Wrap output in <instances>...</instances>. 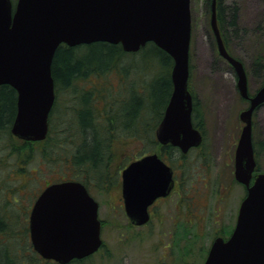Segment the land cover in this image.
Here are the masks:
<instances>
[{
	"label": "water",
	"instance_id": "95a60500",
	"mask_svg": "<svg viewBox=\"0 0 264 264\" xmlns=\"http://www.w3.org/2000/svg\"><path fill=\"white\" fill-rule=\"evenodd\" d=\"M191 0H0V86L18 93L12 134L25 141H43L55 102L53 60L61 45H121L136 53L154 43L173 59V91L156 137L162 146L187 153L203 142L192 121L189 90L192 37ZM211 28L217 50L234 69L237 88L249 107L235 151V179L247 188L229 239L216 238L204 264H264V174L253 173V115L264 104V85L249 94L243 63L230 55L218 25L217 0L211 3ZM173 172L158 156L147 155L123 171V199L133 226L150 221L149 206L168 196ZM34 251L46 260L69 264L97 253L103 246L99 204L80 182L48 186L30 214Z\"/></svg>",
	"mask_w": 264,
	"mask_h": 264
},
{
	"label": "rangeland",
	"instance_id": "374dc122",
	"mask_svg": "<svg viewBox=\"0 0 264 264\" xmlns=\"http://www.w3.org/2000/svg\"><path fill=\"white\" fill-rule=\"evenodd\" d=\"M223 1L230 8H239L237 30L232 31L229 27L231 51L248 60L258 40L264 39V0ZM205 3L206 0H191L190 86L198 99L200 121L204 123L206 136L201 149L186 157L190 169L194 165V188L189 191L188 186L185 192L174 194L171 200L162 203L160 214L153 216L152 224L139 228L131 226L119 198L121 179L116 176L132 161L158 152L159 147H152L151 140L143 132L139 136L131 135L124 128L116 127L112 134L113 145L102 156L100 173L93 172L94 184L90 186L91 195L100 205L105 247L83 264H203L213 240L235 227L246 188L235 180L234 156L244 126L240 114L249 104L238 91L234 69L218 53ZM139 73L130 68L124 77V73L116 69L107 78L92 76L86 81L87 89H93V93L99 95L92 98V103L98 107L95 119L101 126L107 122V114L112 116V111L121 117L124 115V108L135 95L131 91H141ZM141 75L146 83V72ZM248 82L253 95L261 87V78L251 73ZM114 102H117L116 110L113 109ZM75 105L73 94L60 89L51 122L52 133L47 144L37 146L38 149L30 154L31 159L20 160L15 153L9 152L13 141L9 142L7 137H3L0 145V202L4 201L6 206L10 204L7 209L0 208V212L13 224L8 230L9 236L0 232V244L11 238L17 247L26 245L23 252L27 256L29 244L22 231L28 219H25L23 209L30 207L36 195L49 184L71 179L73 174L90 177L92 174L67 162L79 143L75 129L78 115L72 112ZM161 110L162 106L159 107ZM110 116L108 119L112 118ZM253 127L260 170L264 172V105L256 112ZM40 148L47 149L45 159ZM205 175L209 180L207 184L202 182L207 178ZM195 234L199 237L196 244L192 242Z\"/></svg>",
	"mask_w": 264,
	"mask_h": 264
},
{
	"label": "trees",
	"instance_id": "16d2710c",
	"mask_svg": "<svg viewBox=\"0 0 264 264\" xmlns=\"http://www.w3.org/2000/svg\"><path fill=\"white\" fill-rule=\"evenodd\" d=\"M211 3L212 0H206L205 3L207 13L210 17ZM238 18L239 8L237 6L230 8L225 5L223 0H217V19L227 50L233 57L243 62L248 77L251 73L259 75L262 86L264 83V39L261 38L258 40L256 49L249 55L248 60L237 57L231 51V38L229 35L231 32H229V27L232 28V31H236L238 28ZM173 65L174 62L171 56L153 43H149L136 53L125 52L121 45L102 42L77 47L61 45L58 48L52 65L53 76L61 90L72 93L76 98V105L72 112L78 115L75 129L78 132L77 135H79V138L83 140L80 146L77 144L75 148L76 151L74 150V152H71L72 157L69 160L67 159V162L75 167H83L92 173L91 177L73 174V178L65 180H76L85 184L87 187L94 184V177H92L93 172L94 174L100 173L102 156L110 146L113 145L112 134L116 127L120 126L124 128L127 132H130L131 135L139 136L143 132L146 134L147 139L151 140L150 143L152 147H159L155 137V130L163 118L165 108L173 91L171 79ZM130 68L137 70L138 73L141 69V73L137 76H139L140 92H142V94H140V92L131 91L132 95H136V93H138V95H134L129 104L126 105V108L123 110L124 115L121 117V115L115 114V111H112V116L106 113L107 122L101 126L95 119L98 107L92 103V98H97L99 95L93 93V89H87L88 85L86 81L92 76L100 78L105 76L107 78L116 69L124 73L125 77ZM144 72L147 74L146 83L144 82L145 77L141 75L142 73L144 74ZM190 90L194 98V124L196 127H200L197 123V120L199 122V118L196 119L200 111L198 99L193 93L191 86ZM55 105H57V100ZM113 105V109L116 110L117 102H114ZM161 106L162 110L159 111V107ZM109 109L112 110V108ZM105 111L107 112L108 110L105 109ZM16 113V91L8 85L0 86V145L3 141V137H7L6 139H8L9 142L13 141L12 144L9 145V152L15 153L17 158L26 161L31 159L30 154L38 149L37 146L45 145L47 141L29 142L13 137L11 127L15 120ZM114 115H116V117ZM109 116L112 118L108 119ZM121 118L122 121H120ZM148 119L150 123H145ZM144 125H146V127H144ZM162 149L164 153L167 151L171 154L173 153V147L170 145L162 147ZM255 149L258 168L260 169L257 145ZM40 152L45 159L47 149L40 148ZM5 217H7V215L0 212V232H3L4 234H2L5 236H9L8 230L12 229L13 224L9 223ZM23 230L24 238L29 244V248L27 247L26 249L29 255L27 256L23 252L26 245L17 247L13 239L11 240V238L6 237L8 242L0 244V264H57L42 259L33 250L29 242L27 226L24 227ZM195 235L192 242L196 244L199 237L197 234ZM104 247L105 245L103 248ZM26 256L29 260L25 259ZM85 261L86 260H74L70 264H83Z\"/></svg>",
	"mask_w": 264,
	"mask_h": 264
},
{
	"label": "flooded vegetation",
	"instance_id": "af4514ba",
	"mask_svg": "<svg viewBox=\"0 0 264 264\" xmlns=\"http://www.w3.org/2000/svg\"><path fill=\"white\" fill-rule=\"evenodd\" d=\"M54 87H55V93H56V97L58 98V94L60 92V87L59 85L57 84V81H55V84H54ZM17 94V92H16ZM18 99V97H17ZM56 104V103H55ZM55 107L56 105L53 106V109L51 111V114H50V119H49V122H50V126H49V133L47 135V138L45 139L46 141L48 140V138L50 137L51 133H52V126H51V122L53 121V114H54V111H55ZM200 114L198 113L197 114V117L196 119L199 118V122L197 120V123L200 125V127H197L202 135L205 134V130L203 129L202 125H204L203 122L200 121ZM194 118V117H193ZM194 121V120H193ZM203 129V130H202ZM83 140L79 138V143L78 145L80 146L82 144ZM173 147V153H169L168 151L164 153L163 149H162V146H160L158 148V152H159V155H160V158L166 163V165L168 167L171 168L172 172H173V181H174V187L171 191V193L166 196V197H160L158 199H156L154 201V203L149 206V213H150V221L144 225L143 227L147 226V225H150L152 224V220H153V216L155 214L159 215L160 214V206L162 203L164 202H167L169 200L172 199V197L174 196V194H178L180 195L182 192H185L186 189L188 188L189 186V191H191V189L193 190L194 188V180H193V173H194V165H192V168L190 169L189 167V163H188V159H186V157L194 150H197V149H201V147H198V148H193L191 149L188 153H183L181 152V150L178 148V147ZM147 155V154H145ZM145 155H143L142 157H144ZM180 156V157H179ZM175 158V159H174ZM138 160V159H137ZM136 161V160H135ZM133 162V161H132ZM131 162V163H132ZM130 163V164H131ZM128 164L127 166H125V168H123L120 172H118V175L116 176L117 179H121V197L120 198V201L122 202L123 204V207H124V210H125V204H124V199H123V171L130 165ZM207 168V167H206ZM260 171L257 169V172ZM204 175V174H203ZM201 176V175H200ZM208 177H210V173L207 174ZM206 175L204 177H207ZM208 177L206 178V180H203L202 182H205L206 184L209 182L208 180ZM63 181H67V180H63ZM56 183V182H55ZM113 182H111L112 184ZM87 187V186H86ZM46 188V187H45ZM44 188V189H45ZM91 193V188L90 187H87ZM43 189V190H44ZM42 190V191H43ZM41 191V192H42ZM40 192V193H41ZM40 194L37 195V197L31 202L30 204V207H26L25 209H23V214L25 216V219H28V222L26 224L27 228H28V239H29V242H30V234H29V219H30V214H31V210L37 200V198L39 197ZM1 200V199H0ZM7 202V201H6ZM15 202H18L17 200H15ZM181 204V203H180ZM7 205L9 206L10 204L7 203ZM6 206V203L4 204V201L3 203L0 202V208H5L7 209ZM100 206V205H99ZM182 206L184 207L183 203H182ZM190 206V204H189ZM191 206H192V210H193V207H194V201L191 203ZM5 212V211H4ZM126 213V212H125ZM4 214V213H2ZM231 234V233H230ZM31 243V242H30ZM48 262H51V261H48Z\"/></svg>",
	"mask_w": 264,
	"mask_h": 264
}]
</instances>
